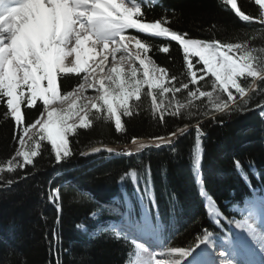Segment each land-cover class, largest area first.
<instances>
[{
	"label": "trees",
	"instance_id": "1",
	"mask_svg": "<svg viewBox=\"0 0 264 264\" xmlns=\"http://www.w3.org/2000/svg\"><path fill=\"white\" fill-rule=\"evenodd\" d=\"M238 4L246 13L258 16L259 8L254 0H238ZM144 11L148 20L167 15L174 30L185 32L191 38L247 44L257 49L258 56H264L259 52L264 47V26L240 21L223 0H156L152 5L145 3ZM125 34L148 40L154 45L150 53L154 62L168 69L171 75L186 79L183 53L176 42L146 37L134 30ZM161 44L170 45L168 54L157 50ZM80 77H61L59 90H71ZM209 79L199 81L202 90L212 91ZM240 82L245 87L253 83L249 78ZM255 84L259 90L250 92L247 105L240 103L239 110L215 112L212 103L203 97L194 100L191 108L182 109L183 123L192 130L178 139L175 152L153 147L131 157L101 154V158H78L81 152L97 145L124 146L133 137L150 140L167 134L181 122L180 118L167 116V127L158 124L151 113L146 90L138 114L123 118L124 132L117 133L114 123L103 119H93L87 129L78 128L69 137L73 155L64 163L56 164L50 144L42 142L41 154L34 158L33 165L15 173H0L13 181L17 176L28 174L27 179L13 183L10 188L0 185V260L3 264H124L130 261L133 256L130 244L105 232L107 222L116 217L108 212L104 202L112 197L121 203L126 199L131 216H139L137 184L128 174L135 171L136 183L143 189L149 180V168L151 180L142 196L151 216L163 224L164 247L173 258L180 259L182 256L177 250L192 249L205 232L229 230L225 221L237 216L232 207H241L253 193H264V119L257 108L264 104V81L256 80ZM186 96V92L177 94L183 104L188 103ZM3 111L0 107V113ZM23 111L26 121H32L40 105ZM220 120L224 121L222 126ZM197 121L205 133L200 182L192 166ZM12 137L13 123L0 116V164L14 154L16 144ZM236 161L240 162L239 168ZM47 188L59 190L58 203L62 208L59 222L55 204L47 201ZM92 212L97 213V219L90 218ZM78 224L85 230L77 228ZM54 233L58 239L53 238Z\"/></svg>",
	"mask_w": 264,
	"mask_h": 264
},
{
	"label": "snow or ice",
	"instance_id": "2",
	"mask_svg": "<svg viewBox=\"0 0 264 264\" xmlns=\"http://www.w3.org/2000/svg\"><path fill=\"white\" fill-rule=\"evenodd\" d=\"M254 2L259 8L258 16L246 13L238 0H223L240 21L264 26V0ZM145 3L152 5L153 0H0V107L4 109L0 116L13 123L12 138L16 144L14 154L0 164V173H15L33 165L44 141L50 144L55 163H64L73 155L69 137L78 128H89L93 119L114 122L115 131L124 132L123 118L138 114L145 90L158 124L167 127V116L180 118L181 122L167 134L147 141L133 137L122 151L97 147L90 153L81 152V156L106 151L109 156L131 157L153 147L175 152L178 139L191 129L183 123L182 109L191 108L194 100L207 98L218 113L239 110L240 103L247 105L250 92L259 90L255 81H264V56H258L257 49L247 44L191 38L185 32L174 30L167 15L148 20ZM128 30L176 42L183 53L186 79L171 75L168 69L155 63L150 55L154 45L137 35H126ZM157 50L168 54L171 49L169 44H161ZM118 52L127 55L117 59ZM259 52L264 53V47ZM109 56L112 65L106 67ZM196 65L202 67L197 69ZM69 75L83 79L73 90L62 92L58 81ZM206 77L211 79L212 91L202 90L199 84ZM243 78L253 83L242 86ZM88 90L96 95L86 97ZM183 92L187 93V104L177 98V94ZM38 103L42 104V110L34 120L26 121L23 109H34ZM58 104L67 106L57 107ZM257 108L264 119V104ZM218 122L221 126L224 123L223 120ZM195 134L192 166L200 182L205 133L199 121ZM236 166L240 167L239 161ZM131 175L135 178V171ZM27 178L25 174L13 181L0 175V185L10 188L13 183ZM150 180L149 168V180L144 188L140 189L137 183L138 194L147 192ZM200 194L205 193L202 190ZM58 199L59 190L50 189L48 201L55 204L57 222L62 211ZM247 226L246 221L237 224L240 228ZM82 227V224L77 225V228ZM53 238L58 239V234L54 233ZM199 244L196 250H177L182 256L178 264H185L187 260L183 258L189 257L191 264H204Z\"/></svg>",
	"mask_w": 264,
	"mask_h": 264
},
{
	"label": "rangeland",
	"instance_id": "3",
	"mask_svg": "<svg viewBox=\"0 0 264 264\" xmlns=\"http://www.w3.org/2000/svg\"><path fill=\"white\" fill-rule=\"evenodd\" d=\"M125 55H127V54H125ZM135 66L138 68L139 67L138 63H136ZM196 67H197V69H199L200 67H202V65H196ZM125 68H127V65H125ZM82 79H83V77L81 76V79L80 80H82ZM209 80L211 81V79H209ZM85 95H86V97H92V96H95L96 93L92 90V91H87L85 93ZM57 106L58 107H61L62 105H59L58 104ZM42 107H43L42 104H40V110H42ZM145 141H147V140H145ZM102 146L103 145H97V146H94L93 148L102 147ZM93 148H90L85 153H90ZM116 148H118V147H116ZM99 153H102V151L99 152ZM99 153H95V154H91V155L96 156ZM91 155H86V156H81L80 155L78 158H83V157H87V156H91ZM128 176L130 177V179H132V180L134 179L133 181L136 182V179H135L136 177L133 178V176L131 175V173H129ZM50 189H49V192H50ZM49 192H48V195H49ZM256 199H257V197H254L252 200H247L245 202V204L243 205V207H241V208H234L235 211H237L238 213H240V215H242V219L240 221H243L245 219V214H247V215L249 214L250 208H247L246 207V204L247 203H250L249 207H252V205H254L256 203ZM141 200L143 202V203H141V205L143 207V210H142L143 212H142V216L140 217V219L137 220V221H134L131 217H129V216L126 217L125 213L123 215H121L120 213H117V215L120 218H119L118 222L116 224H114V226L112 224L108 225V229H107L108 230V233H110L112 235H115L116 237H119L118 235L124 236L126 239H129L130 240L129 242L131 244L133 243V245L135 246V250H134L135 251V258L133 259V264H139L140 262H142L143 256L147 252H150L153 255V257H154V259L149 264H178L177 262H175L172 259H169V258L166 259L165 258V256H164L165 255V252L161 248L162 247V242H161L162 227L160 226V224L151 221L150 216H149V214L147 212V207L145 206V201H143L142 198H141ZM261 200L264 201L263 198H261V199H259L257 201H261ZM112 202L115 205H118L116 199H113ZM123 205H124V208L126 210H128V202L126 201V199H125ZM109 206L112 208V205H109ZM91 217L92 218H95L96 217V214H93ZM240 221L232 220L230 222V227L233 226V225L234 226H237V224ZM132 228H135L136 230H139V231L141 230L142 232H146L148 235L152 236V241H154L155 244L157 242L158 244H160L161 247L160 246L159 247H157V246L155 247V249H156L157 252H155L152 249V247L151 248L150 247L145 248L144 250L141 251V247L137 244L136 237H134V236H136L135 233L133 231H131V232H126L125 231L127 229H132ZM262 235H264V234H262ZM142 236H143V234H142ZM205 236H202L201 237V240H204ZM237 238H238V235L234 232L233 228L231 227V234L230 235L226 234V235H224L223 238L222 237L213 238L210 235V236H208V240H207L208 242L207 241H204L203 243L209 245L211 242H218L219 243V242H222V240H226V244H227L228 249L230 251V249L235 250V246H234L232 240L233 239H237ZM250 240H251V242H250L251 245H247L248 243L244 242L245 248L248 251H251L253 254H256V255H259V256L264 257V237L257 236V237L251 238ZM260 242H262V243H260ZM142 243H144V242H142ZM234 243L237 244L235 242V240H234ZM202 245L203 244H200V248L202 247ZM237 245H239V244H237ZM254 246H255V249L253 248ZM220 249H224V251H225V248H221L220 247ZM239 250L242 251L243 249L239 248ZM219 251H222V250H219ZM157 258H159V259L158 260H155Z\"/></svg>",
	"mask_w": 264,
	"mask_h": 264
},
{
	"label": "bare ground",
	"instance_id": "4",
	"mask_svg": "<svg viewBox=\"0 0 264 264\" xmlns=\"http://www.w3.org/2000/svg\"><path fill=\"white\" fill-rule=\"evenodd\" d=\"M125 54L126 53L118 52L116 58L119 59V57L121 55H125ZM95 55L97 56V60H98L99 55H100L99 50ZM111 65H112V58H111V56H109V61L106 65V67H110ZM88 91H92V90H88ZM66 106L67 105L65 104V105H62L61 107H66ZM99 148H107V147L102 146ZM112 148L115 149L116 147H112ZM116 149L119 150V148H116ZM48 196H47V201H48ZM261 198L264 199V197H258L256 199V203L254 205L251 204L252 207H249L250 203L246 204V207L250 208V211H249L248 215L245 214V219L243 221H240V222L246 221L248 223L247 227L240 228V227H237L234 225L231 226L233 228L234 232L238 235L237 239L232 240V242L235 246V250L230 249V251H229L228 246L226 244V240H222V242H219V243L218 242H211L209 245L203 243L199 252L204 254V264H264V257L253 254L251 251H248L245 248V244H244V242H246V243H248L247 245H251L250 239L253 237H257V236L264 237V235H262V234H264V201L263 200L257 201ZM58 201H59V199H58ZM48 203H49V201H48ZM50 204L54 205V203H50ZM145 236H147V235H145ZM142 238H143V236H141V239ZM146 238H152V236H147ZM234 240L239 245L235 244ZM146 242H145V248H148V247L151 248L152 247V249L155 252H157L155 249L156 246L159 247L157 242L155 244L154 241H152V239H150V241H146ZM260 243H262V242H260ZM220 247L225 248V251H224V249H220ZM145 248H143L142 250H144ZM239 248H241L243 250L240 251ZM253 248L255 249V246ZM219 250H222V251H219ZM159 258H157L155 260H158ZM153 259H154L153 255L150 252H147L143 256L142 262H140L139 264H149V263H151V261ZM190 264H191V259H190Z\"/></svg>",
	"mask_w": 264,
	"mask_h": 264
}]
</instances>
